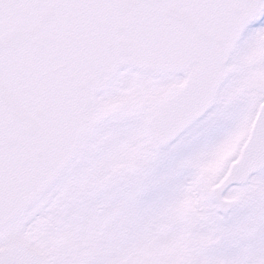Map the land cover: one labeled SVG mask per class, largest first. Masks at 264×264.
<instances>
[{
    "label": "snow or ice",
    "instance_id": "6c2138e0",
    "mask_svg": "<svg viewBox=\"0 0 264 264\" xmlns=\"http://www.w3.org/2000/svg\"><path fill=\"white\" fill-rule=\"evenodd\" d=\"M256 53L264 0H0V264H264Z\"/></svg>",
    "mask_w": 264,
    "mask_h": 264
},
{
    "label": "rangeland",
    "instance_id": "374dc122",
    "mask_svg": "<svg viewBox=\"0 0 264 264\" xmlns=\"http://www.w3.org/2000/svg\"><path fill=\"white\" fill-rule=\"evenodd\" d=\"M264 53H256L260 55ZM236 140L229 139L224 141L213 153L212 157L208 160L206 166L204 167L205 173L214 174L224 163V161L232 154L234 150Z\"/></svg>",
    "mask_w": 264,
    "mask_h": 264
}]
</instances>
